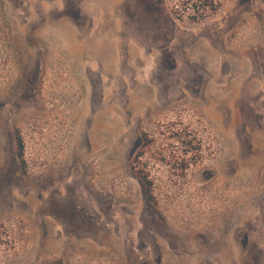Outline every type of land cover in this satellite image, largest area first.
Returning a JSON list of instances; mask_svg holds the SVG:
<instances>
[{
	"label": "rangeland",
	"instance_id": "1",
	"mask_svg": "<svg viewBox=\"0 0 264 264\" xmlns=\"http://www.w3.org/2000/svg\"><path fill=\"white\" fill-rule=\"evenodd\" d=\"M179 1L0 0V264H264V0Z\"/></svg>",
	"mask_w": 264,
	"mask_h": 264
},
{
	"label": "trees",
	"instance_id": "2",
	"mask_svg": "<svg viewBox=\"0 0 264 264\" xmlns=\"http://www.w3.org/2000/svg\"><path fill=\"white\" fill-rule=\"evenodd\" d=\"M224 0H180V6L176 9V14L178 15L181 11L186 12L188 10L190 16L193 19H201L202 17L208 16L209 13H216L219 10V6ZM180 10V11H179ZM142 148H146L149 145V139L146 133L142 135ZM18 149H19V156L21 159L23 158V143L21 138H18ZM143 152V151H142ZM141 152V153H142ZM144 185L147 186L146 192L148 193L149 184L148 182L141 177Z\"/></svg>",
	"mask_w": 264,
	"mask_h": 264
}]
</instances>
